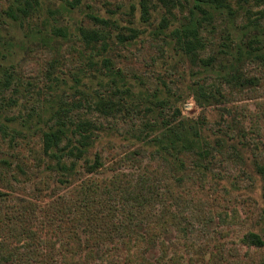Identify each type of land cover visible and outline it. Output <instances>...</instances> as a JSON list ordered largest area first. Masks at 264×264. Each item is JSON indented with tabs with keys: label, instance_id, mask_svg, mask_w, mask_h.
Here are the masks:
<instances>
[{
	"label": "trees",
	"instance_id": "1",
	"mask_svg": "<svg viewBox=\"0 0 264 264\" xmlns=\"http://www.w3.org/2000/svg\"><path fill=\"white\" fill-rule=\"evenodd\" d=\"M42 1L0 0V15L23 22ZM60 1L70 10L84 3ZM233 1L194 0L187 21L168 31L172 21L164 17L156 31L142 38L134 54L146 68L134 69L141 88L138 94L127 87L132 67H117L111 55V32L117 26L113 16L122 3L107 2L109 17L87 13L74 34L84 48L69 46L68 50L79 54L82 63L88 49L91 65L99 64L95 60L100 58L103 77L95 78L104 82L99 85L102 88L105 83L110 87L107 95L101 89L79 90L86 76L80 67L72 73L70 87L81 98L69 100L58 92L59 57H48L46 72L41 64L32 67V60L25 58L22 77L45 75L50 83L45 104L33 105L24 115L17 110L14 96L20 91V77L12 69H0V264H55L57 256L63 264H83L95 247L111 244L126 246L129 253L136 251L138 264H183L177 252L167 259L170 244L166 237L171 230L185 238L191 251L196 244L193 236L200 230L226 229L236 222L239 214L235 209L230 213L224 205L229 191L220 181L233 168L225 169L229 171L225 174L221 171L224 162L233 167L243 162L264 180V78L235 64L229 69L220 66L221 49L214 55L205 51L214 44L219 12L228 8L234 17ZM45 22L44 32L32 33L35 45L53 51L59 39L71 40L67 28ZM128 31L117 36L122 43L137 40L142 32L132 27ZM167 48L199 58L204 66L219 67L215 76L198 78L190 85L201 107L196 119L183 116L177 105L182 93L174 92L175 83L166 80L172 72L165 76L157 68ZM28 85V92L35 90ZM127 97L145 103L146 113L140 115L142 109L138 111L135 104L128 107ZM81 100L103 118L113 113L133 118L128 136L124 137L125 131L117 135L118 126L110 127L105 135L123 137L129 144L104 141L103 125L89 115L75 113L84 106ZM213 111H217L215 119ZM19 189L27 195H16ZM262 190L264 198V182ZM144 244L149 250L159 245L154 260L140 254ZM241 244L255 262L264 264L263 233L249 231ZM218 252H212L204 264H244ZM110 257L108 264H114Z\"/></svg>",
	"mask_w": 264,
	"mask_h": 264
},
{
	"label": "rangeland",
	"instance_id": "2",
	"mask_svg": "<svg viewBox=\"0 0 264 264\" xmlns=\"http://www.w3.org/2000/svg\"><path fill=\"white\" fill-rule=\"evenodd\" d=\"M107 2H111L112 5L122 3L121 8L113 16L117 26L111 32V55L114 56L113 60L117 67H132V71L130 69V74L128 79H126L127 87L130 86L133 93L137 94L141 88H139L134 69L146 70L143 64L138 63L134 56L141 45L142 38L156 31L164 17L172 21L168 30L171 31V29L187 21L188 15L194 8V0H165L166 3L163 0H84L81 6L70 10L69 8H64L60 0H43L23 22L13 21L7 18L5 14L0 15V38L2 39L0 41V69L6 68L16 71L15 75L17 78L20 77L22 83L19 87V93L14 94L18 101L17 110L20 109L25 115L33 105L45 104L46 97H48L46 96V91L50 82H47L45 75L41 76L40 79L22 77L20 69L25 58L32 60V67H36L38 63L41 64L43 72H46L48 57H59L60 63L55 69L56 75L60 77V85L57 86L60 88L58 92L68 96L69 100H80L81 98L80 92L70 87L73 83L72 73L78 71L80 67L86 70V76L83 77L79 88L82 93L89 89H101L100 92L103 95L110 93V87L106 86L105 83V87L102 88L99 85L104 82H99V78H95V76L103 77L99 71V68H101L100 58L96 56L99 61L95 60L99 64L91 65V61L88 59L91 50L88 49L86 51L85 55L87 56H85L83 63L79 54H71L68 51L69 46H74L77 50L84 48L79 45L80 43L74 34L87 13L97 12L102 17L110 16ZM232 4L234 17L230 16L228 8H224L219 12L216 24L218 31L213 39L214 44L209 45L205 51L214 55L215 52H219L221 49L224 54L222 56L223 60L219 62L220 66L226 65L229 69L235 64L239 67H244L247 73L253 71L259 77L264 78V0H235ZM49 21L53 24V27L61 26L67 28L71 33V40L63 42L62 39H59V44L53 48V51L46 49V47L35 45L32 37L34 31L43 30L44 32L43 23H49ZM129 27L142 31L141 35L135 41L122 43L117 36H119L120 32L128 34ZM207 39L211 40L210 38ZM199 55L202 57V53H199ZM157 68L165 76L168 72H172L173 75H169L166 80L175 83L174 92L176 90L177 93H182L181 101L177 105L181 109L183 116L196 119L201 107L193 98L190 85L198 78L215 76L219 67L216 65L214 68L204 66L199 58H195L192 55H184L182 52L175 54L174 49L170 50L167 48L164 57L158 59ZM106 80L108 82L107 78ZM28 83H31V89L34 86L35 90L28 92L26 90L30 87ZM126 101L128 107L135 104L139 107L138 111L142 109L140 115L146 113V104L142 103L140 99L134 98L133 102L127 97ZM81 103L84 105L83 108H77L78 110L76 109L75 113L89 115L103 125L106 130L102 134L104 141L107 142L110 139L118 145L122 144V142L128 143L123 137L111 133L107 137L105 135L110 127L118 126L117 129L119 131L116 130L115 133L119 135V133L125 131L124 137L128 136L129 134L126 132L130 127H133V118L124 116V113H113L108 118H103L99 116V112L91 111L82 100ZM17 110L15 112L19 113ZM216 112L213 111L211 113L212 119L217 117ZM223 165L224 169L222 168L221 174L229 172V167L233 168L230 176L220 180L227 186L229 191L227 203H224V205L228 206L230 213L234 214L235 209V213H238L239 217L235 219L236 222L234 224H231L226 229L215 226L208 232L201 230L197 232L193 236L196 244L195 247L191 248V251L184 244L186 242L185 238H180L178 232L171 230L166 237V241L170 244L167 251L168 260L174 252H177V254L181 255L180 260L183 264H204L205 260L210 258L211 253L217 252L219 249L218 254L222 251L221 253H224L228 259H236L244 262V264H258L254 258L250 257L247 247L241 244V240L249 231L264 234V198L262 190L264 180L257 174L256 170L254 172V167L243 162L237 163L235 167L230 162H224ZM228 168L229 171L225 170ZM245 170L247 171L246 175L244 174ZM231 182L234 183L233 186ZM16 195L25 196L27 193L19 189ZM102 247H95L90 255H86L88 256L87 262L84 260L81 262L83 264L85 262L87 264H108L107 258L111 256L110 258L112 259L110 260L114 264H138V258L134 256L136 251L133 250L135 254L129 253L126 246L111 244ZM158 249L159 245L155 246V249L149 250V245L144 244L141 246L140 254L154 260L160 253ZM107 253L110 256H103ZM55 259L57 260L55 264H63L61 256H57ZM69 264H76V262L69 261Z\"/></svg>",
	"mask_w": 264,
	"mask_h": 264
}]
</instances>
